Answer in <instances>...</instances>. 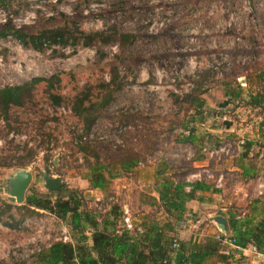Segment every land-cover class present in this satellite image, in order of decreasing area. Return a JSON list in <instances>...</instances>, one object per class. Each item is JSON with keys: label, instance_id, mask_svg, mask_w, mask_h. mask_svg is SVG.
I'll use <instances>...</instances> for the list:
<instances>
[{"label": "rangeland", "instance_id": "rangeland-1", "mask_svg": "<svg viewBox=\"0 0 264 264\" xmlns=\"http://www.w3.org/2000/svg\"><path fill=\"white\" fill-rule=\"evenodd\" d=\"M0 11L6 17L1 23L0 16V27L11 25L26 33L64 32L56 42L44 40L40 50L12 35L0 36V86L32 77L50 78L52 84L47 87L40 81L28 100L9 108L7 120L0 118V234L7 242L1 251L6 261L32 264V257L21 258L19 253L32 242L44 246L54 241L63 225L47 211L7 200L3 189L15 171L24 169L30 174L24 195L30 190L47 192L40 173L48 169L64 187L76 189L87 209L102 213L112 203L126 204L138 220L149 215L161 221L162 212L148 194L147 167L155 161L165 170L184 169L189 161L169 156L173 145L184 137L182 130H194L195 119L203 122L202 127H217L227 121L226 116L237 128L251 122L252 130L254 121L258 123L240 109L245 93L241 91H254V72L264 62V33L260 32L264 31V0H11L1 4ZM111 27L130 36L127 44L120 38L84 45L77 33ZM244 55V63L234 62ZM220 59L224 62L217 69L208 66ZM197 75L203 83L196 81V88ZM48 92L60 95V103L48 100ZM80 93L92 102L110 95L109 102L97 108L92 130L102 135L122 125V147L96 138L81 139V119L72 111V100ZM192 95L203 101L199 114L188 100ZM235 106L240 108L237 113L232 112ZM210 113L214 119L207 117ZM125 157L144 166L108 180L105 191L96 189L101 193L94 194L91 189V194L90 166L98 162L112 168ZM200 216L191 229L202 232L201 237L209 224ZM24 218L31 220L28 226L22 225ZM189 218L185 219L190 223ZM219 248L228 251L230 246L220 244Z\"/></svg>", "mask_w": 264, "mask_h": 264}, {"label": "trees", "instance_id": "trees-1", "mask_svg": "<svg viewBox=\"0 0 264 264\" xmlns=\"http://www.w3.org/2000/svg\"><path fill=\"white\" fill-rule=\"evenodd\" d=\"M11 0H0V5ZM83 38L84 45H90L94 41L102 43L115 39H123L127 44L130 38L127 34L117 33L114 27L107 31H94L89 33L77 32ZM12 35L25 45L40 50L44 40L56 42L63 37L61 30H41L37 33H26L13 26L0 27V36ZM71 34V33H70ZM72 41L76 36H71ZM129 42V41H128ZM65 43V41H61ZM255 89L248 93L247 104L252 107L262 108L264 106V69L254 72ZM115 71L111 76L110 83H115ZM199 75L194 79V87L197 88ZM44 81L47 87H51L50 78L32 77L20 84L0 86V118L7 120L8 110L11 106H19L28 100L32 94L33 87ZM203 79H200L201 82ZM203 83V82H202ZM202 85V84H201ZM115 88H118L114 84ZM199 95V94H198ZM48 100L54 104L60 103V95L48 92ZM190 96V95H189ZM187 96V98L189 97ZM110 100V95L103 99L92 102L87 100L86 94L74 96L72 100V111L81 119V132H86L93 124L98 107L105 106ZM188 100L194 104L197 114L201 113L202 99L192 95ZM189 130L180 142H191ZM134 158L125 157L119 159L112 168L94 162L89 168V189L105 191L108 180L120 177L122 173L130 171L136 166ZM21 164L19 163L18 167ZM163 164H158L155 172L152 190L157 195V207L164 214L161 221L153 216L143 215L139 220L140 232L117 230L118 221L121 216L120 205L112 203L102 213L87 209L82 203V196L76 189L61 187L57 191L38 194L34 190L25 194L23 204L33 210H44L62 222L70 233L71 242L52 241L46 247L32 254L34 264H206L211 257H221L217 253L220 241L213 235H206L202 242L188 239H178L175 235V223L185 214V203L194 199L198 192L211 189V185L202 180L186 181L184 179H173L170 174L165 173ZM50 195L54 198L51 201ZM10 203H7V207ZM4 226L13 228L5 223ZM226 238L231 240L230 244L237 247L252 245L256 250L264 252V219L255 223L250 220L234 219L229 214L227 219ZM87 240H90L88 243ZM174 240L177 246L172 247Z\"/></svg>", "mask_w": 264, "mask_h": 264}, {"label": "crops", "instance_id": "crops-1", "mask_svg": "<svg viewBox=\"0 0 264 264\" xmlns=\"http://www.w3.org/2000/svg\"><path fill=\"white\" fill-rule=\"evenodd\" d=\"M254 28L255 27H253V29ZM260 32L262 35L264 33L263 29H260ZM244 58L246 59L245 55L234 62L244 63ZM256 68L264 69V62L262 61ZM241 93L244 106L239 109L242 110V112L249 113V116H253V120H258L257 125H255L256 121H254L252 130H250L251 122L243 124L241 128H237L234 123H232V119L229 120V116H226L227 119L225 120L227 121L221 123L217 127H213L214 125L202 127L203 122H198V120L195 119L194 130L190 132L191 142L176 143L170 151L169 156L170 158L174 157V159L172 158L173 160L180 158L186 160L184 157L186 153H190L191 157L187 160L189 162L186 161L187 165H185L184 169H181V167L180 169L173 168L171 170H165V173L170 174L173 179L180 178L186 181L202 180L209 183L212 187L207 191L198 192L194 199L185 203L186 211L183 218L190 217V223L185 230L179 233L175 231V235L178 236L179 239L191 238L192 241L202 242L206 235L215 236L219 232V229L213 221V218L216 216H221L224 219L226 229L229 214H232L234 219L240 221L248 219L251 223H255L262 218L264 219V192L262 195H257L255 193L257 183L264 180V106L259 108L248 105L247 91L242 90ZM202 96H204V94ZM221 96L228 97L227 93L225 94L224 92H221ZM222 104V106H224V103ZM211 105L212 102L208 101V106ZM236 107L237 106H235V109L232 111L233 113L239 111ZM257 110L260 111L258 112ZM212 115L211 113L207 114V117L209 116V118L214 119L215 115ZM204 129L205 131H203ZM183 135L185 136L188 134L183 133ZM235 138L242 139V144L239 148H235L228 152L219 150L224 140ZM202 149H215L216 152L208 154ZM156 165L158 164H155L154 161L151 166L147 167V170H150L149 174L151 176L149 182H147L150 184V191L148 194L154 204H157V195L152 190L157 169ZM135 168L138 167L135 166ZM196 174L199 175L198 178L195 176ZM88 191L91 194L101 193L96 189L92 190L93 193L91 189ZM231 203H235V206L238 205L241 209L237 210L235 206L232 207L230 205ZM200 215H203V218H206L209 224V229L202 235H205L203 238L202 236L200 237L202 232L191 229L194 228L195 223L199 221L198 218L201 217ZM162 216H164V214H162ZM189 229L192 231L187 237V231ZM36 232L37 230L34 233ZM225 233H229L228 229ZM87 241L90 243V240ZM220 244H226L230 246V248L228 251L219 248L217 253L220 254L221 257L219 259H217V257H211L207 260L206 264H264V252L256 249L252 250V245L237 247L229 243ZM4 247H7V242L2 240L0 234V254L2 256L0 264H14L10 261H6L8 258L5 257V254L1 253ZM32 264H34V262Z\"/></svg>", "mask_w": 264, "mask_h": 264}, {"label": "built area", "instance_id": "built-area-1", "mask_svg": "<svg viewBox=\"0 0 264 264\" xmlns=\"http://www.w3.org/2000/svg\"><path fill=\"white\" fill-rule=\"evenodd\" d=\"M260 4V2H259ZM0 16L1 18V23H4L6 21V17H5V13H3L2 11H0ZM223 59H220L219 61L213 60L211 61L208 66L214 69L218 68V65H222L223 64ZM222 119L224 120L225 118L222 117ZM94 125H90L87 129L86 132H84L81 135V139L85 140V139H91V138H96L98 140H103L106 142H109L110 145L112 147H122L123 146V140L122 137L120 136V133L122 132V130H124V127L122 125H114L113 127L109 128L107 130V133L99 135L96 132H93V127ZM182 133L184 134H188V129L182 130ZM242 144V139L241 138H235V139H226L224 140L220 147L219 150H222L223 152H228V151H232L233 149H237L239 148V146ZM203 151H206V153L208 154H213L214 152H216L215 149H202ZM185 159L188 160L191 157L190 153H186L185 154ZM148 159V158H147ZM150 158L146 161L149 162ZM144 166V162L142 161H138L136 164V167L138 168H142ZM194 176V175H192ZM195 176H197L198 178V174H196ZM264 192V180L260 181L257 183L256 185V191L255 193L257 195H262ZM110 198H108L109 200ZM102 202H99L97 208L99 209L101 206ZM120 211H121V216L120 219L118 221V225H117V230H121V229H125L128 231H133V232H140L141 231V226L139 224V220L135 217H133L130 214L129 208L127 207L126 204H121L120 206ZM31 222L30 219L28 218H24L22 221V225L28 226V224ZM189 220L188 219H181L179 221H177L175 223V231L177 233L181 232L182 230H185V228H187ZM59 230V235L54 238V241L59 240L62 242H71V238H70V233H69V229L63 224L60 227H58ZM219 231V230H218ZM226 234L219 231L216 235L215 238L220 241L221 243H229L230 241L229 239L226 238L225 236ZM176 238H178V236H176ZM179 239V238H178ZM50 242H48L47 244H45L44 246L41 244H37L36 242H32L30 247H25L24 250H22L19 255L21 258H27L30 257L32 254L37 253L41 247H46L49 245ZM177 246L176 241L174 240V242L172 243V247ZM252 250H254L255 248L253 246H251ZM18 250H21L20 248H18ZM2 258L1 254H0V259Z\"/></svg>", "mask_w": 264, "mask_h": 264}, {"label": "water", "instance_id": "water-1", "mask_svg": "<svg viewBox=\"0 0 264 264\" xmlns=\"http://www.w3.org/2000/svg\"><path fill=\"white\" fill-rule=\"evenodd\" d=\"M44 188L49 191H57L63 186V182L59 179V177L51 176L49 174L48 169H44L42 173H40ZM30 181V174L28 171L24 169H20L15 171L12 176L8 178V185L3 189L6 192L7 200L15 203H20L24 198V191ZM214 224L219 229V231L225 233L226 225L225 221L221 216H216L213 218Z\"/></svg>", "mask_w": 264, "mask_h": 264}]
</instances>
